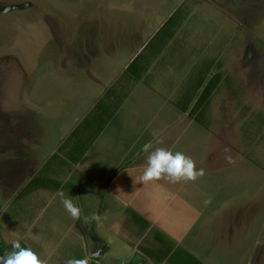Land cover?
<instances>
[{"label": "crops", "instance_id": "0c3cea01", "mask_svg": "<svg viewBox=\"0 0 264 264\" xmlns=\"http://www.w3.org/2000/svg\"><path fill=\"white\" fill-rule=\"evenodd\" d=\"M146 9L147 15L139 10L144 14L136 28L141 34L148 27L152 30L144 38L136 36L134 41H129L119 36L116 40L81 44L90 55L66 63L63 77L73 79L68 91L61 94L56 89L42 88L41 83L35 95L30 91V109L33 118L39 121L36 126L31 123L34 137L30 146L21 149L22 152L19 150L18 156L12 146L6 160L11 185L9 199L3 206L18 200L17 208L26 213L34 209L37 215L29 218L24 214L23 220L18 216L13 222L10 217L1 220L0 237L6 230L14 238L4 244L19 240L33 249L31 242L38 243L48 264H55L49 258L57 248L63 247L66 255L82 250L91 264H264V238H261L264 234L258 238L253 234L257 225L254 201L230 203L224 200V195L221 199L212 192L201 202L199 189L205 192L206 187L193 193L189 187L186 189L184 181L173 184L162 179L143 184L140 180L147 158L143 145L148 142L154 147L159 145L144 135L154 124L150 111L146 112L143 106L142 94L153 92L155 98L159 94L164 99L160 110L167 122L162 128L170 130L175 125H172L174 120L168 121L169 112H181L192 123L190 112L198 98L186 111L182 108L193 92H202L216 72L211 61L204 66L210 67L212 75L207 76L200 59L192 63L186 58L185 43L192 42L183 29L188 15L177 18L174 35L165 43L168 32L158 33L181 10L173 9L160 17L161 24L154 29L147 24L152 23L150 19L155 13ZM147 57L152 62L141 78L126 73L136 59V71H141L148 64ZM177 71L184 73L178 82L184 90L177 88L171 77ZM192 72L198 76L189 90ZM203 74L207 79L197 91ZM221 86L222 83L213 97ZM212 101L204 113L210 112ZM150 102L154 105L153 100ZM52 123H56L55 129L45 133L44 125ZM128 129L138 130L130 144ZM39 132L43 138H39ZM164 146H167L165 140L159 147ZM217 188V194L222 192ZM61 190L81 209L80 219H73L65 210L58 195ZM174 198L180 203L172 206ZM206 200L210 203L205 204ZM228 208L225 217L224 210ZM169 209L175 210V214ZM51 210H57L60 217L51 214ZM2 213L3 210L0 216ZM93 213L99 215V220L85 223L84 218ZM259 220L264 229V216ZM45 233L49 236H39ZM50 234L57 235L53 239ZM57 240L58 244L50 243ZM67 242L69 247L65 248ZM123 257L130 259L121 263Z\"/></svg>", "mask_w": 264, "mask_h": 264}, {"label": "rangeland", "instance_id": "374dc122", "mask_svg": "<svg viewBox=\"0 0 264 264\" xmlns=\"http://www.w3.org/2000/svg\"><path fill=\"white\" fill-rule=\"evenodd\" d=\"M146 8L155 13L150 19L152 23L147 24L154 29L160 26V17L173 9L181 10L179 17L188 15L183 29L192 42L185 43L186 58L192 63L200 59L202 68L211 61L216 72L223 65L226 81L212 98L210 112L205 113L207 129L194 119L191 123L178 111L169 112L168 121L174 120L175 126L170 130L162 128L167 122L160 110L164 99L159 94L155 98L153 92L142 94L143 106L146 112L150 111L154 124L149 133L143 130V134L153 141L162 140L157 147L163 146L165 140L164 147L185 153L196 162L197 169L205 170L203 177L186 184V189L189 187L193 193L206 187L205 192L199 189L201 202L212 192L221 199L224 195V200L230 203L254 201L257 225L251 233L257 238L264 234L259 220L264 216V0H0V211L3 210L0 221L10 217L13 222L18 216L23 220L24 214L29 218L37 215L34 209L26 213L17 208L18 200L3 206L9 199L11 185L6 160L12 146L17 156L19 150L22 152L21 149L30 146L34 137L31 123L36 126L39 121L33 118L30 109V91L35 95L40 83L42 88L56 89L61 94L68 91L73 79H65L62 73L66 63L87 58L88 49L81 48V44L116 40L119 36L134 41L136 36L144 38L151 33L149 27L143 34L136 32ZM183 74L177 71L171 76L177 88ZM197 76V72L190 74L189 90ZM200 94L196 93V98ZM55 127L56 123L44 125V132ZM137 131L127 130L129 144ZM151 132L157 133V138ZM39 138H43L40 132ZM225 149H230L228 154L235 160L234 164L225 161ZM216 188L222 192L217 194ZM177 202L176 199L172 206ZM229 209L224 210L225 217ZM170 211L173 215L176 212ZM50 213L60 217L57 210ZM44 235L49 236L47 233L39 236ZM50 235L55 239L57 234ZM13 238V233L4 230L0 244ZM59 240L50 243L55 245ZM68 243L65 248L69 247ZM31 245L45 258L38 243L33 241ZM86 256L82 250L66 255L63 247L57 248L49 259L55 264L59 260L65 264L69 259ZM126 259L130 258L123 257L121 263Z\"/></svg>", "mask_w": 264, "mask_h": 264}, {"label": "clouds", "instance_id": "9594fccd", "mask_svg": "<svg viewBox=\"0 0 264 264\" xmlns=\"http://www.w3.org/2000/svg\"><path fill=\"white\" fill-rule=\"evenodd\" d=\"M153 137H157V133L153 132ZM157 144H162L163 141L156 139ZM142 151L147 153L146 166L140 180L143 184L162 179L170 183L195 182L205 175L203 168L197 169L196 162L188 155L181 151H175L166 147H154L152 142L145 143ZM225 161L229 164H234L235 160L230 153V149H225ZM139 155V153H138ZM58 195L61 197V203L65 210L71 215L73 219H80L81 209L73 203L71 198L65 197L63 191H59ZM205 204L210 203L206 200ZM99 215L93 213L91 216L85 217V223L99 220ZM99 253L97 252L96 255ZM93 255V254H92ZM95 256V255H93ZM0 264H48L46 259H43L37 252L30 247H23L19 240H13L11 250L0 255ZM65 264H91L89 257L72 258L65 262Z\"/></svg>", "mask_w": 264, "mask_h": 264}, {"label": "trees", "instance_id": "16d2710c", "mask_svg": "<svg viewBox=\"0 0 264 264\" xmlns=\"http://www.w3.org/2000/svg\"><path fill=\"white\" fill-rule=\"evenodd\" d=\"M179 11L173 16L171 17L168 22L165 24V26L162 28L161 32H159L158 34H163V31L168 32L166 39H164V42L167 43V41H169V39L174 35V26L177 25V18L179 17ZM156 40V39H155ZM152 43V42H151ZM158 52H160V50H158ZM148 59V64H144L141 71H136V63L138 62V59H136L128 68L127 70V74H132L135 76V78H141L149 69L152 59L147 57ZM223 65L218 66L220 69ZM203 72L205 75H209L210 73V67H206L202 68ZM203 74V77L200 78V84H198L197 87V91L198 89H200L201 87H203L205 80L207 78H205L206 76ZM205 76V77H204ZM225 73L224 71H220L215 73L214 75H212V77H210L208 79V82L206 84V86L203 88L200 96L198 97L195 105L193 106L190 115L200 124L202 125H206L207 124V118H205V111L208 110L209 106H210V102L212 100V97L214 95V92L219 89V86L221 83H223L225 78ZM196 98V94L195 92L192 93L191 97L188 100V104L185 105L182 109L184 111H186L189 108V105L195 100ZM102 101V100H101ZM101 103V102H100ZM102 104V103H101ZM100 104V105H101ZM117 109V107H116ZM115 110V109H114ZM113 110V111H114ZM203 110V112L201 111ZM205 110V111H204ZM100 133V132H99ZM99 133L97 134V136L99 135ZM92 143V142H91ZM21 245L23 247H27V245L23 242H20ZM11 250V245H6V244H0V255H3L5 252L10 251Z\"/></svg>", "mask_w": 264, "mask_h": 264}]
</instances>
